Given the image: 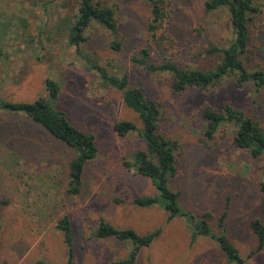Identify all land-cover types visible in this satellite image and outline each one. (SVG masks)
Instances as JSON below:
<instances>
[{
	"label": "rangeland",
	"instance_id": "1",
	"mask_svg": "<svg viewBox=\"0 0 264 264\" xmlns=\"http://www.w3.org/2000/svg\"><path fill=\"white\" fill-rule=\"evenodd\" d=\"M102 1L116 12L122 48L113 50L111 34L94 23L83 50L109 72L127 74L132 86L141 87L160 106L158 132L176 142L178 171L170 185L180 192L187 214L170 220L160 206L135 204V198L156 192L150 178L126 166L131 153L146 148L139 135L141 120L126 106L123 93L103 85L67 44L66 33L56 29L55 20L73 10L75 0H0V97L34 101L47 94L51 79L61 86L57 108L93 134L98 146L97 156L86 165L81 192L70 194L71 148L26 116L0 112V264H67L68 247L57 227L65 216L73 234L72 264H117L129 257V242L94 237L101 220L139 234L160 230L133 264H235L214 238H192L194 225L203 218L213 233L230 239L246 264H264V247L251 254L258 246L251 221L258 218L264 224V154L253 157L237 147L230 124L209 139L202 116L204 108L222 111L228 103L264 129V88L256 92L251 84L238 87L227 78L214 87L178 92L171 73L134 62L147 48L152 64L171 60L184 69H213L220 54L211 48L225 47L233 38L228 10L208 11L206 0H165L166 17L155 36L149 30L147 1ZM258 4L261 10L250 23L244 56L250 71L264 70V0ZM124 120L133 121L138 130L120 136L114 126Z\"/></svg>",
	"mask_w": 264,
	"mask_h": 264
},
{
	"label": "trees",
	"instance_id": "2",
	"mask_svg": "<svg viewBox=\"0 0 264 264\" xmlns=\"http://www.w3.org/2000/svg\"><path fill=\"white\" fill-rule=\"evenodd\" d=\"M151 6V21L149 30L157 36L166 17L164 7L165 0H145ZM261 0H206L205 7L208 11L227 9L233 32V38L225 47L213 46L212 52L220 54L219 63L211 70L197 68L184 69L175 62L166 60L156 65L149 61V50L143 48L140 56L134 58V62L149 71L169 72L173 76V88L181 92L195 87L207 89L214 87L227 78H232L238 87L251 84L256 92L264 88V70L250 71L245 63V53L251 38L250 23L253 17L260 13ZM50 9V8H49ZM53 11V9H51ZM98 24L112 36L109 44L115 51L122 48V36L118 28V20L113 7L102 0H75L73 10L69 9L66 15L59 16L55 20L57 30L66 33L67 44L75 47L77 53L85 60L88 68L95 71L105 86L113 87L123 93V101L127 107L136 112L141 120L139 135L145 142L146 148L131 153L126 161V166L144 177L152 180L156 186V192L151 195H143L135 198V204L140 207L160 206L168 213V218L187 213L179 203L180 192L175 191L170 185V179L177 174L176 142L166 138L158 132L161 120L160 106L149 99L143 89L130 84L127 74L117 75L108 71L98 60L91 58L83 50V44L87 40V31L93 24ZM163 40L164 36L157 37ZM59 83L48 79L46 81L47 94L34 101H11L0 97V112L24 115L35 124L41 126L55 140L64 144L74 153L68 172L67 184L70 194H79L82 190L86 165L98 154V146L93 134L83 131L76 126L67 114L56 106L60 96ZM202 116L205 120L204 131L209 139H213L219 129L230 124L236 129L234 143L237 147L249 151L253 157L264 154V129L259 123L242 110L234 108L231 104H225L222 111H217L211 106L203 109ZM115 131L120 136L138 130L133 121L124 120L115 124ZM261 190L264 192V173L261 181ZM226 212L219 218V226L224 227ZM210 218V215H208ZM194 218V217H193ZM194 222H196L194 220ZM210 222L203 218L196 222L193 231V239L198 236H210L214 238L220 249L225 252L230 262L246 264L237 247L223 233L212 232ZM58 229L64 236L68 247V262L73 260V234L70 220L67 216L59 220ZM251 227L258 237V246L251 254H255L264 247V224L255 218L251 221ZM94 237L99 239L115 238L131 244L129 257L120 260L117 264H133L143 246H149L159 235L160 230L147 234H139L133 229L118 228L105 220H101L95 229ZM0 255H1V224H0ZM37 264H47L39 260Z\"/></svg>",
	"mask_w": 264,
	"mask_h": 264
}]
</instances>
